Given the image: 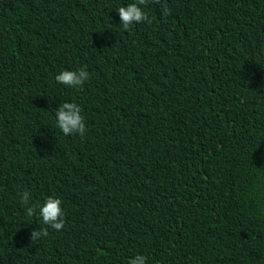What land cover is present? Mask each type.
I'll list each match as a JSON object with an SVG mask.
<instances>
[{
  "label": "trees",
  "instance_id": "16d2710c",
  "mask_svg": "<svg viewBox=\"0 0 264 264\" xmlns=\"http://www.w3.org/2000/svg\"><path fill=\"white\" fill-rule=\"evenodd\" d=\"M132 2L0 0V264H264V0H148L124 30ZM24 191L65 227L31 241Z\"/></svg>",
  "mask_w": 264,
  "mask_h": 264
},
{
  "label": "clouds",
  "instance_id": "9594fccd",
  "mask_svg": "<svg viewBox=\"0 0 264 264\" xmlns=\"http://www.w3.org/2000/svg\"><path fill=\"white\" fill-rule=\"evenodd\" d=\"M159 3L160 0H155ZM148 0H134V2L127 4V6H121L118 8V16L120 23L124 30H129L134 24L147 22L152 23L149 15L143 10L142 6L147 5ZM171 14V9L167 5L162 6L161 15L167 17ZM90 79V74L85 68H79L77 70H63L56 75L55 80L58 83L65 85L66 87L79 89L82 88L86 81ZM56 125L60 131L65 135H79L84 137L87 132L85 124V118L82 115L80 106L75 102H62L58 108H56ZM20 202L26 206V214L32 216L37 213L43 225L40 230L33 229L30 232V240L35 241L41 237H47L49 235L48 228H52L56 231H60L65 227V212L62 207L63 201L54 196L46 198L43 204L28 206L31 193L24 191L19 194ZM129 264H147V257L143 255H137L130 259Z\"/></svg>",
  "mask_w": 264,
  "mask_h": 264
}]
</instances>
